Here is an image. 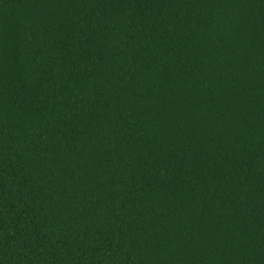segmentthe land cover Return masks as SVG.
<instances>
[{
    "label": "trees",
    "instance_id": "obj_1",
    "mask_svg": "<svg viewBox=\"0 0 264 264\" xmlns=\"http://www.w3.org/2000/svg\"><path fill=\"white\" fill-rule=\"evenodd\" d=\"M0 264H264V0H0Z\"/></svg>",
    "mask_w": 264,
    "mask_h": 264
}]
</instances>
